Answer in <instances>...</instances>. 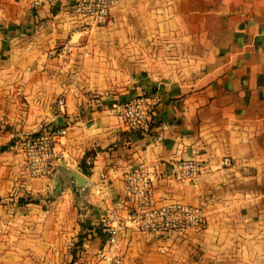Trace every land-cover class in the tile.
<instances>
[{
    "label": "crops",
    "instance_id": "1",
    "mask_svg": "<svg viewBox=\"0 0 264 264\" xmlns=\"http://www.w3.org/2000/svg\"><path fill=\"white\" fill-rule=\"evenodd\" d=\"M30 2L0 0L1 200L18 179L42 193L24 204L28 212L50 210L57 227L74 211V231L89 238L79 261L100 264L95 254L108 244L99 218L120 199L124 172L145 164L158 173L159 203L204 204L207 225L168 242L128 230L125 264H264V0H119L105 26L74 33L75 0ZM69 39L60 61L54 48ZM142 93L159 96L147 133L110 112ZM39 121L66 129L44 188L25 178L18 145ZM189 158L201 172L176 181L175 164ZM54 185L60 193L48 207L41 195Z\"/></svg>",
    "mask_w": 264,
    "mask_h": 264
},
{
    "label": "built area",
    "instance_id": "2",
    "mask_svg": "<svg viewBox=\"0 0 264 264\" xmlns=\"http://www.w3.org/2000/svg\"><path fill=\"white\" fill-rule=\"evenodd\" d=\"M50 0H31L36 8ZM119 0H75L72 9L74 32H83L87 28L105 26L112 9ZM72 42L54 48L53 55L64 61L70 54ZM159 96L155 93L137 94L126 101L112 105L110 112L130 131L147 133L154 128V114ZM56 109L62 112L65 100H55ZM66 132L63 127L51 123L36 124L25 131L19 140L22 165L25 178L48 182L54 175L58 161L56 145ZM160 136L156 137L159 141ZM225 166L232 165L228 156L222 158ZM202 169L195 158L180 160L175 164L172 176L176 181L189 182ZM158 173L154 168L139 164L122 175L123 189L115 206L105 210L99 218L100 233L106 237L108 249L98 252L101 264H125L123 240L128 230L136 231L146 237L161 236L166 242L171 236L184 237L189 233L198 234L205 230L207 213L204 204L191 205L179 201L159 203L154 194V181ZM13 194H17L23 183L16 180ZM99 192V191H98ZM160 253L167 251V245H159Z\"/></svg>",
    "mask_w": 264,
    "mask_h": 264
},
{
    "label": "rangeland",
    "instance_id": "3",
    "mask_svg": "<svg viewBox=\"0 0 264 264\" xmlns=\"http://www.w3.org/2000/svg\"><path fill=\"white\" fill-rule=\"evenodd\" d=\"M163 58L166 59L167 56L163 55ZM4 121L5 118L0 119L1 131H6L8 126ZM35 180L38 181L40 188H44L43 183L46 182ZM15 183L16 181H13L10 190L6 192L3 200H0V264H70L73 257L75 259L72 264H92L85 260L79 261L83 246L76 245V242L81 240L83 244L88 243L89 238L86 232L74 231L79 222L75 212L67 210L63 215V221L55 227L50 210L28 212V209H25L24 204L30 203L27 200L38 201L40 199L38 194L42 193L36 191L33 195L24 187H20L17 194H13ZM58 193L60 191L56 185L50 192L43 193L41 197L44 204L49 207V203ZM20 198L25 202L20 201ZM48 215H52L50 220L47 218ZM95 255L97 262L101 264L98 254Z\"/></svg>",
    "mask_w": 264,
    "mask_h": 264
},
{
    "label": "water",
    "instance_id": "4",
    "mask_svg": "<svg viewBox=\"0 0 264 264\" xmlns=\"http://www.w3.org/2000/svg\"><path fill=\"white\" fill-rule=\"evenodd\" d=\"M69 174L71 178L74 180L75 186L77 188H83L86 185V181L84 180V178H82V176H80L76 172L71 171ZM58 190H60V188H58Z\"/></svg>",
    "mask_w": 264,
    "mask_h": 264
},
{
    "label": "trees",
    "instance_id": "5",
    "mask_svg": "<svg viewBox=\"0 0 264 264\" xmlns=\"http://www.w3.org/2000/svg\"><path fill=\"white\" fill-rule=\"evenodd\" d=\"M81 169H82V172L83 173H85V174H88L89 173V170H88L87 166H85L84 164L81 165ZM0 200H1V198H0ZM20 201L25 202V200L23 198H20ZM27 202H35V200H30V201L27 200ZM76 243H77L76 245H81L82 244V241L81 240H78V242H76ZM74 259L75 258L73 257L72 260H71V262H70V264L73 263V260Z\"/></svg>",
    "mask_w": 264,
    "mask_h": 264
}]
</instances>
